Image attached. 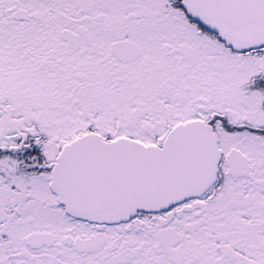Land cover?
I'll return each mask as SVG.
<instances>
[{"label": "snow or ice", "instance_id": "6c2138e0", "mask_svg": "<svg viewBox=\"0 0 264 264\" xmlns=\"http://www.w3.org/2000/svg\"><path fill=\"white\" fill-rule=\"evenodd\" d=\"M0 264H264V0H0Z\"/></svg>", "mask_w": 264, "mask_h": 264}]
</instances>
